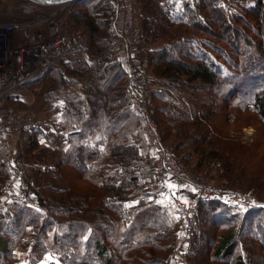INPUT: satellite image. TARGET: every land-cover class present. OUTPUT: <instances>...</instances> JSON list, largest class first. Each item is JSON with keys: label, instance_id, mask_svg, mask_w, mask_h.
I'll use <instances>...</instances> for the list:
<instances>
[{"label": "trees", "instance_id": "obj_1", "mask_svg": "<svg viewBox=\"0 0 264 264\" xmlns=\"http://www.w3.org/2000/svg\"><path fill=\"white\" fill-rule=\"evenodd\" d=\"M251 1L242 13L216 0H187L180 8L162 0L134 3L140 11L138 44L150 48L149 109L162 140L191 174H209L219 164L223 187L259 201L264 0ZM101 3L66 6L74 15L73 32L84 27L92 40L88 54L77 48L65 63V75L82 84L65 99L60 116L69 145L59 159L49 160L38 151L39 130L27 131L26 161L45 214L11 203L8 194L0 209V264H166L175 246L180 221L167 196L163 201L150 193L153 159L142 121L131 109L128 79L117 62L107 61L114 8ZM81 6L88 14L77 10ZM226 29L235 34H223ZM90 55L96 59L91 64ZM43 72L61 84L54 68ZM248 126L256 129L250 144L237 135ZM9 141L0 142V198L11 178ZM259 203L242 211L215 200L200 202L190 246L194 263L264 264V203ZM206 240L210 245L201 250ZM23 248L27 260L20 262Z\"/></svg>", "mask_w": 264, "mask_h": 264}, {"label": "built area", "instance_id": "obj_2", "mask_svg": "<svg viewBox=\"0 0 264 264\" xmlns=\"http://www.w3.org/2000/svg\"><path fill=\"white\" fill-rule=\"evenodd\" d=\"M113 2L115 8L109 40L114 53L111 58L117 62L128 79L127 93L132 100L131 109L142 121V133L153 159L154 172L150 193L162 194L172 199L181 223L176 230V243L171 258L174 257L180 264H193L188 256V246L197 221L200 202L215 200L236 206L242 211L257 205L248 194L231 188L211 187L198 176L189 174L165 147L149 109L148 64L147 57L141 58L139 55L138 42L141 31L134 20V0ZM67 5L69 4L44 5L35 0H28L16 6V13L25 17V22L0 23V95L20 88L37 71L49 67L54 68L71 89H81V82L66 76L62 67V62L82 44V37L68 34L62 22ZM31 28L39 30L28 33L23 40H17L16 34ZM2 112L0 121L4 126L0 130V140L5 138L7 133L16 136L10 160V170L13 171L10 175L14 177L5 183L6 193L13 194L11 200L14 204L36 209L43 215L45 203L35 181L30 177L31 168L27 167L24 146L22 149L19 142V138L27 137V131L39 124L27 120L17 109L10 106H5ZM16 177L20 179L19 186L15 185ZM168 185L174 187L169 188ZM179 185L192 188L193 194L182 198Z\"/></svg>", "mask_w": 264, "mask_h": 264}, {"label": "rangeland", "instance_id": "obj_3", "mask_svg": "<svg viewBox=\"0 0 264 264\" xmlns=\"http://www.w3.org/2000/svg\"><path fill=\"white\" fill-rule=\"evenodd\" d=\"M26 1H28V0H1V2H3V4L5 5V6H10V7H16V6H18L19 4H22V3H24V2H26ZM105 1V2H104ZM114 0H102V5H103V7L105 6V4L107 5V6H111V7H113V8H115V6H114V2H113ZM191 1V0H190ZM217 1V3H218V5L220 6V7H226V9H228V10H231V11H234V12H241L242 13V11H243V9H245L248 5H252V1L251 0H216ZM162 2H168V4H172V6L174 7V8H180V5L181 4H184L185 2H187V0H162ZM161 2V3H162ZM192 3H194L195 2V0L194 1H191ZM135 4V14H134V20H135V24L140 28V19H139V17L138 16H140V11H139V7H138V5L136 4V3H134ZM86 6H90V5H86ZM86 6H81L80 8H78L77 10L81 13V14H83V15H85V14H88L87 13V8H86ZM160 6L162 7V8H165L164 7V5H162V4H160ZM157 7V10H159V7L158 6H155V8ZM76 12V11H75ZM74 20V15L71 13V12H69L68 10H66V12H65V14L64 15H62V22H63V24H64V27H65V29H66V31H67V33L68 34H70L71 36H74V35H79V36H81L82 37V44H80V46H79V48L78 49H80V50H82L83 52H85V53H87L88 54V52H86V49H87V44L89 45L90 44V41L89 40H91V38H88V36H87V34H85V31H86V29L84 28V27H82V28H80V29H78L79 30V32H78V30L76 31V32H73V30H72V28H73V25H72V21ZM207 24H209V23H207ZM206 29H207V25L206 26H204ZM239 28H243L242 26H240ZM74 29V28H73ZM214 30H216L217 32H218V29H214ZM204 32V31H203ZM83 33V34H82ZM222 33L223 34H228L229 36H231V35H234L235 34V32L233 31V29H226L225 31L223 30L222 31ZM192 34L193 35H198L197 33H195V32H192ZM190 35V38L191 37H193V35ZM203 36H205V34L203 33L202 34ZM16 36L18 37L17 38V40L18 41H20V40H23V39H21L22 37L19 35V33L18 34H16ZM250 36V38H254L253 37V35H249ZM209 39H211V37H209V36H207ZM92 41V40H91ZM108 43H110V40H108ZM139 43V42H138ZM91 45V44H90ZM111 45V44H110ZM109 45V46H110ZM145 44L143 43V44H138V49H139V55H140V57L141 58H143V57H146L147 56V54H148V51H149V47L148 46H144ZM111 50H110V52H109V55H108V59H107V61L108 62H116L115 60H113L112 58H111V56H112V53H114V50H113V47L111 46V48H110ZM146 54V55H145ZM139 57V59H141ZM142 60V59H141ZM69 61V57H67V59L66 60H64L63 62H62V67H63V69H64V74H65V63H67ZM96 61V59L93 57V56H91L90 55V57H89V63L91 64V63H93V62H95ZM38 74L37 73H35L29 80H28V82L29 81H31V84H29L30 86L29 87H31L30 88V90L31 89H36V90H33V91H35V93H40V94H43V93H45L43 96H45L46 98H50L49 100H51L52 99V96L56 93V97H59V96H61V95H64V97L65 98H63L62 100H63V104H61L62 106H61V108L64 106V104H65V99L67 98V97H70V96H73L74 94H75V92H76V90H73V89H71L70 88V86H68L69 84H67V83H65L64 81H63V79H62V77H59V79H60V82H63V84L64 85H62V86H60V89L59 90H57V89H55V90H52V91H50L49 93H46L45 92V89L46 88H48V86H47V84L45 83V82H41L40 84L41 85H38V80H37V76ZM149 76V75H148ZM33 80H35V81H33ZM50 80V79H49ZM52 82H53V79L51 80ZM150 81V82H149ZM35 82V83H34ZM51 82V83H52ZM54 83V82H53ZM56 83H59V81L57 82L56 80H55V84ZM128 83V82H127ZM149 84H151V88H152V83H151V79L149 78L148 79V86H149ZM38 85V86H37ZM57 86V85H56ZM52 88H53V86H52ZM50 90V89H49ZM149 90H150V86H149ZM78 92V91H77ZM32 93H34V92H32ZM4 95V94H3ZM5 96H7L6 94H5ZM152 98V96H151V93H150V99ZM25 101V99L23 98V99H21V97H18V101H19V103H20V105H23V104H21V101ZM6 106H10V107H13V108H17L16 107V105L15 104H13V103H11V102H9V103H7L6 104ZM20 107H18L17 109H19ZM20 110H22L21 108H20ZM19 111V110H18ZM20 113H22L21 111H19ZM3 126H4V124H3V122H1L0 121V130L3 128ZM255 133H256V129L254 128V127H252V126H248V127H244V128H242L241 130H240V132L239 131H237V135L239 136H241L242 138V140L244 141V142H246V144L248 143V144H250L251 142H252V139H253V137H254V135H255ZM143 134V133H142ZM13 137H12V136ZM161 136V135H160ZM10 141L8 142L9 143V146H10V148L12 149V148H14V139H16V136L14 135V134H7V136H6ZM26 138L27 137H25L24 139H21V138H19L20 139V146H21V148L23 149V146H24V150H25V141H26ZM145 139V138H144ZM161 139H162V136H161ZM146 141V140H145ZM0 142H1V140H0ZM18 142V143H19ZM162 142H163V144L165 145V147L168 149V151L172 154V152H171V150L168 148V146L164 143V141L162 140ZM146 147H147V150H148V152H150V149H149V147H148V144H147V142H146ZM26 153V152H25ZM151 154V153H150ZM172 156L174 157V158H176L173 154H172ZM43 157L44 158H46V156H44L43 155ZM46 159H48V158H46ZM178 161H180L181 162V164L184 166V164H183V162H182V160H180L179 158H176ZM10 160H12V158L10 159ZM26 160V159H25ZM26 163H27V167H30V165H29V163L26 161ZM209 163H211V162H209ZM10 165H11V162H10ZM184 168L186 169V171L189 173V174H191L190 173V171L184 166ZM32 169H30V175L32 174ZM206 171H204L202 174H200V175H196V176H198L199 178H201L202 179V181H204L207 185H209V186H211V187H220V188H227V187H223L221 184L223 183V180H221L220 179V173H221V168L219 167V164H214V165H212V170L210 171V173L209 174H206L205 173ZM191 175H194V174H191ZM32 179H33V177H32V175L30 176ZM34 180V179H33ZM36 184V183H35ZM39 190H40V194H42V191H41V189L38 187V186H36ZM6 191V190H5ZM193 189L192 188H190V187H188V189H187V192H186V194L187 195H190V194H193ZM237 191H239V192H241L240 190H237ZM241 193H243V192H241ZM245 194V193H244ZM156 196L157 197H159L160 199H162L163 201H167L168 200V198H169V200H170V202H172L171 204H172V207L174 208V205H173V201H172V199L168 196V198H166L164 195H162V194H156ZM10 197V196H9ZM8 197V193H5L4 194V196H2L1 198H0V209H1V206L3 205L2 204V202H4V200L6 199V198H9ZM257 199H259V201H262L263 203H264V198H260L259 196L257 197ZM10 200V202L11 203H13L12 202V200H11V198L9 199ZM259 201H256L255 200V198H254V203L256 204V205H259V204H261V203H259ZM14 204V203H13ZM177 215V214H176ZM178 217V216H177ZM179 219V218H178ZM179 221H180V219H179ZM180 223H181V221H180ZM209 243H208V240H206V241H202L201 243H200V249L201 250H203V248L205 247L206 248V246L208 245ZM210 245V244H209ZM190 246H191V242H190V244H189V246H188V256L189 257H191V254H192V250H191V248H190ZM208 247V246H207ZM22 250V251H21ZM19 252H18V259L20 260V262H24L25 260H27V253H28V249L27 248H23V249H21ZM173 251H174V248H173V250H172V252L170 253V256H169V259H168V261H167V263L166 264H169V262L170 261H176V259L174 258V257H172L171 258V254L173 253ZM44 256V255H43ZM41 257H42V255H41ZM41 260H42V258H41ZM41 260H39V261H41ZM190 260L192 261V263L193 264H195L194 262L196 261L194 258H190ZM48 262V261H47ZM177 262V261H176ZM40 264H46L45 262H44V260L43 261H41L40 262Z\"/></svg>", "mask_w": 264, "mask_h": 264}, {"label": "crops", "instance_id": "obj_4", "mask_svg": "<svg viewBox=\"0 0 264 264\" xmlns=\"http://www.w3.org/2000/svg\"><path fill=\"white\" fill-rule=\"evenodd\" d=\"M26 20L27 19L25 17L20 16L16 13V7L5 6L3 2H1L0 0V23H10V22L23 23ZM35 30H39V28H31L20 31L19 35L22 37L21 39H25L28 33H31ZM43 71L44 70H39L36 73L38 74L37 75L38 76L37 80L39 82L38 85H41L40 84L41 82L42 83L45 82L47 84L48 88L45 89L46 93H49L50 91L55 89L59 90L60 86L64 85L63 82H61V84L57 86L55 83L53 82L51 83V80H49L51 78L50 75L47 74L42 77L41 74L44 73ZM59 76L62 77L61 75ZM62 79L65 83H67V81L63 77ZM29 84H31V81L25 82L20 88H17L12 92H7L4 93V95L3 94L0 95V120H1V115L3 113L2 109L6 106L7 103L11 102L15 104L17 108L20 107L22 110H20V108L19 109L16 108V109L21 111L22 112L21 114H23V116L27 120L39 124L36 127V129L39 130L38 151L41 152L44 156H46V158H48L49 160L56 161L67 151L69 145L67 140V134L60 124V116L62 113L61 104H63L62 99L64 98V95L56 97V93H55L52 96V99L49 100L50 99L49 97L46 98L45 96H43L45 93L43 94L35 93V91L33 90L36 89L30 90L32 86L29 87L30 86ZM77 91L79 90H76V92ZM5 94L7 96H5ZM18 97H21V99L23 98L25 99V101L23 100L21 101V104L23 105H20L18 101ZM31 129H35V128H31ZM7 134L5 136H7ZM179 189H180V196L182 198L190 197V195L186 194L188 189L186 186L179 185ZM169 264H179V263L176 261L175 262L170 261Z\"/></svg>", "mask_w": 264, "mask_h": 264}, {"label": "water", "instance_id": "obj_5", "mask_svg": "<svg viewBox=\"0 0 264 264\" xmlns=\"http://www.w3.org/2000/svg\"><path fill=\"white\" fill-rule=\"evenodd\" d=\"M41 4L44 5H62V4H71L77 1H81V0H35ZM11 173H13V171L11 170ZM14 176L12 175L11 178H13ZM15 185L19 186L20 185V179L19 177H16L15 179ZM15 193L18 194V190L15 189Z\"/></svg>", "mask_w": 264, "mask_h": 264}, {"label": "snow or ice", "instance_id": "obj_6", "mask_svg": "<svg viewBox=\"0 0 264 264\" xmlns=\"http://www.w3.org/2000/svg\"><path fill=\"white\" fill-rule=\"evenodd\" d=\"M168 187H169V188H172V187H174V186H173V185H168Z\"/></svg>", "mask_w": 264, "mask_h": 264}, {"label": "bare ground", "instance_id": "obj_7", "mask_svg": "<svg viewBox=\"0 0 264 264\" xmlns=\"http://www.w3.org/2000/svg\"><path fill=\"white\" fill-rule=\"evenodd\" d=\"M145 138V137H144ZM146 140V139H145Z\"/></svg>", "mask_w": 264, "mask_h": 264}]
</instances>
